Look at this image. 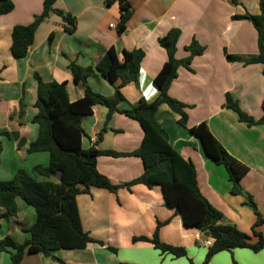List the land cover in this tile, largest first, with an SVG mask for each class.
<instances>
[{
  "label": "crops",
  "instance_id": "obj_1",
  "mask_svg": "<svg viewBox=\"0 0 264 264\" xmlns=\"http://www.w3.org/2000/svg\"><path fill=\"white\" fill-rule=\"evenodd\" d=\"M45 0H11L14 9L0 16V181L12 179L20 170L30 172L36 166L47 167V153H29L27 143L38 137L33 123L38 113L37 74L46 83H66L68 99L76 102L85 95L86 86L105 97L114 98L115 89L97 71L96 65L107 50L119 57L125 51L144 53L137 82L122 88L120 110H128L144 99L155 101L159 91L154 79L167 62V53L159 39L171 30L181 37L175 57L190 56L193 41L205 48L195 56L190 68L180 67L169 95L186 106L187 127L179 125L180 116L161 105L156 120L165 130L172 148L193 164L202 195L221 212L226 221L256 243L252 228L257 216L251 201L264 218V125L248 126L240 122L232 109L225 107L226 96L238 101L241 110L258 121L263 116L264 74L261 64L245 61L258 54V33L248 20L234 16L260 14L259 0H126L131 16L126 30L118 34L119 5L106 6L107 0H58L53 9L74 20L73 31L55 12L38 26L34 42L24 59L12 55V33L16 26H29L44 9ZM113 25V26H112ZM227 56L241 60L229 61ZM92 71L87 84L75 83L70 65ZM120 81L117 82L119 85ZM108 109L96 105L82 119L83 147L100 152L132 153L143 141L139 123L115 113L104 130ZM206 123L215 139L240 163L248 167L241 179V195L231 193L233 184L223 166L209 159L189 129ZM21 140L27 143L19 147ZM98 171L115 185H123L144 173V164L136 156L101 155ZM16 217L0 219V241L9 236L17 244L27 239L25 229L36 222L35 210L22 200L16 201ZM83 230L97 242L82 250H62L56 256L65 264H203L210 246L201 232L184 226L163 197L161 186L149 189L137 184L122 187L116 193L92 188L77 196ZM1 215H6L4 209ZM167 222V223H165ZM158 230L161 242L184 248L187 257L162 254L150 241ZM264 236V226L258 228ZM112 247L114 251L107 247ZM0 264H12L9 253H0ZM21 264H62L41 254H25ZM209 264H264V249L248 248L220 252Z\"/></svg>",
  "mask_w": 264,
  "mask_h": 264
},
{
  "label": "trees",
  "instance_id": "obj_2",
  "mask_svg": "<svg viewBox=\"0 0 264 264\" xmlns=\"http://www.w3.org/2000/svg\"><path fill=\"white\" fill-rule=\"evenodd\" d=\"M57 1L45 0L42 14L36 17L31 25L14 27L11 51L15 59L27 57L38 26L51 12L60 15L70 26L67 30L73 31L74 20L53 9ZM114 4L119 5L120 20L117 32L122 34L131 16L130 5L126 0L106 1L107 7ZM259 4L258 16L245 15L233 18L248 20L255 27L258 33V54L247 59L245 63L261 64L264 69V0H259ZM13 9L14 4L11 0H0V16L10 13ZM180 37L179 30H171L159 39V44L166 51L168 59L154 79V85L159 91L158 98L153 102L142 99L128 110L122 111L118 105L125 99L122 88L138 81L140 65L144 57L141 50L125 51L122 57H119L111 48L97 63L96 71L115 89L114 98L102 96L87 85L84 97L76 102H70L66 83H46L35 74L34 78L38 83L35 107L38 113L33 123L38 126V137L31 143L21 140L19 147L27 143L29 153H47L49 165L36 166L30 172L20 170L12 179L0 181V210L6 211V215L0 214V219L6 216H17L16 201L18 199L32 207L36 213V222L29 229L24 230L27 239L23 244L15 243L9 236L0 241V253H9L12 264H21L25 254H41L65 264L56 256L62 250H82L92 244L105 246V243L94 241L83 230L77 196L89 194L92 188L116 193L122 187L130 189L137 184L145 185L149 189L161 186L166 203L182 217L184 226L209 235L207 240L210 241V246L203 264H209L214 255L223 251L232 252L234 249L248 248L259 252L264 249V236L258 232V228L264 226V218L251 199L249 203L257 216L252 228L253 235L259 239L256 243L251 242L249 235L228 223L224 215L202 195L193 164L184 160L172 148L165 130L156 120L159 107L167 105L170 110L180 116L179 125L187 127L186 106L173 99L168 91L172 81L177 77L178 69L180 67L189 69L193 58L202 55L205 48L193 41L187 47L190 56L185 60H177L175 54ZM227 59L241 60L236 56H227ZM70 71L77 84H87V79L92 72H85L74 64L70 65ZM118 81H120L119 85H117ZM96 105L108 109L104 130L107 129L112 116L118 112L139 123L144 137L136 151L132 153L100 152L92 147L88 149L83 147L85 132L81 124L82 119L90 116ZM225 107L236 112L239 121L250 127L264 125V102L262 103L263 116L258 121L244 113L238 101L234 100L230 94L226 96ZM189 132L199 139L206 156L226 169L229 180L233 184L231 193L241 195L243 190L240 182L248 172V167L225 150L212 135L206 123L189 129ZM101 155L136 156L144 164V173L129 183L115 185L98 171L97 160ZM162 225V223L158 224L152 239L139 237L133 240L135 242L150 241L162 254H170L175 258L187 257L184 248L160 241L158 230ZM107 247L115 252L112 247Z\"/></svg>",
  "mask_w": 264,
  "mask_h": 264
},
{
  "label": "water",
  "instance_id": "obj_3",
  "mask_svg": "<svg viewBox=\"0 0 264 264\" xmlns=\"http://www.w3.org/2000/svg\"><path fill=\"white\" fill-rule=\"evenodd\" d=\"M209 238V235L208 234H205V239H208Z\"/></svg>",
  "mask_w": 264,
  "mask_h": 264
},
{
  "label": "built area",
  "instance_id": "obj_4",
  "mask_svg": "<svg viewBox=\"0 0 264 264\" xmlns=\"http://www.w3.org/2000/svg\"><path fill=\"white\" fill-rule=\"evenodd\" d=\"M113 26V25H112ZM207 243L210 245V241L208 240Z\"/></svg>",
  "mask_w": 264,
  "mask_h": 264
}]
</instances>
